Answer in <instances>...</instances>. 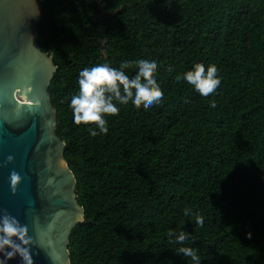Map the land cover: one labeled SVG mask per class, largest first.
Returning a JSON list of instances; mask_svg holds the SVG:
<instances>
[{"label":"trees","instance_id":"1","mask_svg":"<svg viewBox=\"0 0 264 264\" xmlns=\"http://www.w3.org/2000/svg\"><path fill=\"white\" fill-rule=\"evenodd\" d=\"M38 1L56 134L84 212L70 264H192L168 237L180 229L199 264H264V0ZM142 57L156 59L159 102L117 105L95 136L73 123L81 68ZM196 62L217 68L208 96L177 79Z\"/></svg>","mask_w":264,"mask_h":264},{"label":"water","instance_id":"2","mask_svg":"<svg viewBox=\"0 0 264 264\" xmlns=\"http://www.w3.org/2000/svg\"><path fill=\"white\" fill-rule=\"evenodd\" d=\"M39 17L38 0H0V218L26 226L32 264H70L69 236L84 212L56 134L48 92L56 66L37 43Z\"/></svg>","mask_w":264,"mask_h":264},{"label":"clouds","instance_id":"3","mask_svg":"<svg viewBox=\"0 0 264 264\" xmlns=\"http://www.w3.org/2000/svg\"><path fill=\"white\" fill-rule=\"evenodd\" d=\"M129 63H133L136 67L131 76L125 71ZM155 68L154 57H142L132 62L124 60L118 67H113L109 63H97L91 67L81 68L77 76L78 91L68 101L73 123L85 125L94 123L89 134L95 136L108 131L105 116L116 114L119 110L117 105L127 104L130 101L138 107H149L159 102L162 91L155 78ZM177 79H183L201 96L213 93L220 84L216 66L214 64L205 66L202 62L193 63L191 68L184 71ZM211 107H215V104L212 103ZM8 159L10 160L11 156ZM9 180L14 185L19 180V176L13 171L9 175ZM185 214L187 215L188 212L186 211ZM195 222L202 224L203 217L195 215ZM189 235L183 229L177 230L174 237L172 230L168 232L169 239H174L180 245L176 250L177 254L189 257L192 264H199L200 257L196 249L184 245ZM30 242L31 238L27 236L26 226L20 225L18 221L7 215L0 218V255L3 256L0 264H6L8 259L16 255H19L22 264H32V257L27 247Z\"/></svg>","mask_w":264,"mask_h":264}]
</instances>
